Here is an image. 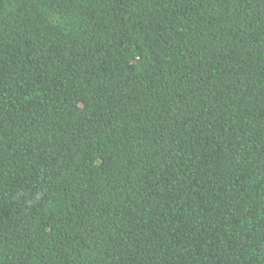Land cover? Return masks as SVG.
Segmentation results:
<instances>
[{"label": "trees", "instance_id": "1", "mask_svg": "<svg viewBox=\"0 0 264 264\" xmlns=\"http://www.w3.org/2000/svg\"><path fill=\"white\" fill-rule=\"evenodd\" d=\"M0 264H264V0H0Z\"/></svg>", "mask_w": 264, "mask_h": 264}]
</instances>
